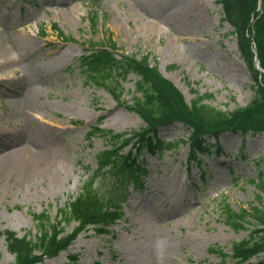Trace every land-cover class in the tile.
<instances>
[{
    "label": "rangeland",
    "instance_id": "rangeland-1",
    "mask_svg": "<svg viewBox=\"0 0 264 264\" xmlns=\"http://www.w3.org/2000/svg\"><path fill=\"white\" fill-rule=\"evenodd\" d=\"M0 20V45L28 53L0 66V159L19 142L16 150L25 141L52 149L45 159L49 171L31 182H19L17 170L4 172L0 163V264L15 262L6 231L35 239V216L55 220L98 168L97 155L112 143L98 135L89 139L91 125L115 133L145 126L109 91L86 81L79 62L99 41L113 39L119 54L149 55L188 102L196 92L212 94L207 103L232 111L253 99V80L219 0H0ZM138 80L131 74L124 82L129 104ZM159 135L179 147L141 150L148 175L143 187L130 186L122 220L108 234L91 227L41 264H73V256L77 264H264L263 257L232 258L233 243L249 237L253 226L235 232L222 216L226 203L236 211L261 204L251 180L264 172V135H227L218 157H203L202 165L189 162L182 142L190 132L183 125L161 128ZM20 150L15 164L26 159ZM109 184L98 179L101 194ZM75 226H64L65 234Z\"/></svg>",
    "mask_w": 264,
    "mask_h": 264
},
{
    "label": "trees",
    "instance_id": "trees-1",
    "mask_svg": "<svg viewBox=\"0 0 264 264\" xmlns=\"http://www.w3.org/2000/svg\"><path fill=\"white\" fill-rule=\"evenodd\" d=\"M260 2L262 8L259 10ZM220 3L224 20L234 27L241 56L254 82L252 101L247 106L224 111L207 103L213 98L212 94L196 92V98L188 102L175 84L162 75L158 66H152L149 55L118 56L117 44L111 38L96 43L91 52L80 59L87 82L109 91L118 104L138 114L145 127L129 134L105 130L99 124L91 126L89 138L96 135L107 138L112 146L97 155L98 168L92 171L81 192L59 210L55 220L46 213L35 216L38 224L35 239L6 232L8 249L15 255L14 264H40L47 257L57 256L91 226H95L98 234L109 232L108 227L124 215L130 185L134 189L143 187L141 178L147 171L140 159L141 150L146 148L156 153L173 149V145L165 144L159 136L160 127L181 122L190 129L191 158H196L197 153H209L208 136L219 138L225 132L245 135L264 132V0H221ZM54 29L59 32L57 26ZM255 57L263 71L256 68ZM130 74L139 80L129 104L123 97L124 82ZM129 146L130 150L125 152ZM100 178L110 180L107 194L100 192ZM251 182L259 191L257 199L261 204L239 211L229 204L223 208L225 222L233 230H246L247 224L254 226L249 239L233 246L234 258L240 262L264 253V172L260 171ZM72 223H76L72 233L64 234L63 227ZM218 251L222 252L221 249ZM72 259L76 264L77 258Z\"/></svg>",
    "mask_w": 264,
    "mask_h": 264
},
{
    "label": "bare ground",
    "instance_id": "bare-ground-1",
    "mask_svg": "<svg viewBox=\"0 0 264 264\" xmlns=\"http://www.w3.org/2000/svg\"><path fill=\"white\" fill-rule=\"evenodd\" d=\"M27 55L28 53H20L15 46L13 47V50H11V46L7 48L0 45V66L8 65L10 63L12 64L15 59H21ZM19 143L10 146L11 150L8 151V154L1 155V158H3L2 160L0 159V163L3 165L2 170L4 172L10 171L11 168L17 170V175L20 178L18 180L19 182H31L46 174V171H49V167L46 166L45 159L51 155V147L43 144L35 145L31 141H25L22 143L21 150H19L24 152L26 159L23 162L19 161L15 164L13 162L14 155L21 153L19 150H16ZM25 148L27 150H25ZM16 151L18 152L16 153ZM58 174H60L59 171H57V173L54 172V178H57Z\"/></svg>",
    "mask_w": 264,
    "mask_h": 264
}]
</instances>
